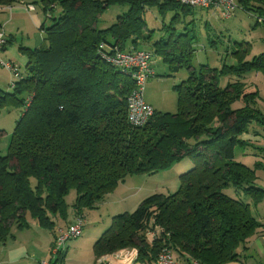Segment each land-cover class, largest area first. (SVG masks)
<instances>
[{"label": "trees", "instance_id": "trees-1", "mask_svg": "<svg viewBox=\"0 0 264 264\" xmlns=\"http://www.w3.org/2000/svg\"><path fill=\"white\" fill-rule=\"evenodd\" d=\"M238 1L264 14V1L250 8L249 0ZM17 2L0 0V6ZM41 4L43 41L35 48L20 47L28 59L25 70L8 89L0 87V110H22L9 151L0 156V246L13 230L28 229L34 221L53 233L54 247L56 221H69L71 190V209L80 216L97 209L127 176L153 175L189 158L192 167L179 175L175 192L152 194L133 212L112 217L93 243L95 264L122 249H136L135 263L155 264L164 247L190 264L237 261L246 240L263 226L251 210L264 200L256 176L262 164H244L235 149L243 159L254 154L250 148H261L242 136L253 123L264 126L256 106L259 92L249 91L244 81L255 72L264 75V52L247 59L249 43L231 42L219 65L196 67L197 35L189 28L193 21L184 20L193 9L175 1ZM113 6L128 9L100 29L99 18ZM153 6L162 15L160 29H149L145 20ZM143 43L150 45L155 64L160 59L167 66L168 77L183 69L188 76L173 86L175 113L154 111L146 124L133 127L127 100L134 81L110 59L115 48L139 50ZM230 187L233 196L225 193ZM154 226L160 235L149 241L146 233ZM65 257L60 251L47 264H64Z\"/></svg>", "mask_w": 264, "mask_h": 264}, {"label": "rangeland", "instance_id": "rangeland-1", "mask_svg": "<svg viewBox=\"0 0 264 264\" xmlns=\"http://www.w3.org/2000/svg\"><path fill=\"white\" fill-rule=\"evenodd\" d=\"M233 1L236 3L235 0ZM236 5L237 9L235 10L233 16L229 19L221 18L216 11L212 12L214 14L216 13L215 15L220 17L217 18V20L219 21L218 24L214 26H222L223 32L221 34L218 32L217 35H215L216 33L211 32L210 39H216L217 43L219 44L218 52L220 53H222L231 42H244L246 44L248 41H250L253 45V55L263 52L264 39H261V36L264 38V24H256L255 15L244 12L243 8L241 9L237 3ZM28 6H32L34 9L29 8ZM22 8L25 11L24 13L26 15L25 18L24 15L23 17L19 16V18H24L22 21H12L8 25H6L5 20L9 19V16L14 14L13 12H11L7 13L6 15L0 14V22L2 23V28H5V30L3 29L5 34L8 37L10 36L11 43H13L15 46L19 45L20 47H25L24 45L26 44L32 45L31 42L35 41L37 33L39 35V30L33 19L35 16H38L39 18L42 17V12L40 13L38 11L37 4H22ZM127 9V6H113L108 8L99 18L98 27L100 29H105L111 26L115 22L116 17L123 12H126ZM199 12L200 11H198L197 13ZM169 15L170 14H168L167 16ZM202 15H204L203 12ZM161 16L162 15L158 13L155 6L147 8L145 12V20L148 28L160 29L162 27ZM182 18L183 17H181V19ZM186 21H189L187 17ZM195 21L196 23H200L198 19H196ZM46 23L48 24V21ZM157 33L155 34L156 37L158 36ZM198 36L200 37L199 32ZM206 39L207 38H205V40L203 41V39L201 38V40H198L195 45L196 53L198 54V56H196L195 63L193 62V64L196 67L198 65V62L199 64H208L211 67L216 66L213 59L210 58L212 56L211 54H215L216 51L210 52V50L206 47ZM203 46H205L207 50L206 53L202 50ZM141 47L146 50H151L150 45L147 43H143ZM1 58L3 59L2 55ZM208 58L210 59V61H208ZM230 59L228 61H230ZM155 70L156 75L148 78L144 85V100L148 101L149 103H154L153 108L156 112L175 113L177 111L178 95L173 86L179 84L182 80L187 78V71L183 69L173 77H168L167 66L160 59L155 64ZM8 73V70L0 65L1 84H4L5 80L9 77ZM263 76L264 75L262 73L257 72L252 80L256 84L259 94L261 95L262 100L260 102V106L261 110L264 112ZM1 88L8 89L9 87L6 84L1 85ZM21 114V107H5L4 109L0 110V156H5L8 153L13 130L16 126L17 121L20 119ZM250 150L251 148L249 149V153L254 154L250 155L244 160L240 159L239 157L242 151H240L239 148H236L235 153L237 154V160H242L244 164L250 167H253L256 161L261 162L262 168L256 170L257 186L264 189V150L260 151L259 148H256L257 153L255 152V150L251 152ZM252 156L254 158H251ZM191 167V159L185 158L181 163L174 165L170 169L160 171L153 175L144 174L127 176L124 183L119 184L112 193L103 198L97 209L91 211L85 210L83 212V215L80 216H75L71 207H69V209H71V214L69 213V221L66 223L58 221L56 223L57 226L65 228L66 226L73 223L76 218L81 217L84 220V227L82 235L80 237L72 238L66 241L63 249L64 252L66 251L64 264H93L94 258L92 245L94 241L101 236L104 230H106L110 226L113 216L125 212H133L146 197L152 194H170L175 192L179 187V175L186 172ZM234 192L235 191L233 187L225 190V193L228 196L235 195ZM74 199L75 191L71 190L69 195L66 197L68 205L71 204ZM259 212L264 213V204L260 206ZM70 219H72V221H70ZM35 226L38 227L37 224H35ZM44 233L45 234L42 233L43 238L40 239L41 242H38L37 238L35 239V242H32V240L36 236L35 230L32 232L25 229L23 230V233L20 232V235H22V237L33 236V239L30 238L27 244L30 253L35 256L36 260L49 258L48 256L50 253L48 249L51 234L46 233V230L44 231ZM45 241H47L46 244ZM127 255L128 254L123 249L118 251L117 253V257H120L124 260ZM106 259L107 258H104V260ZM28 262H30V260H28ZM32 262L34 263L33 260Z\"/></svg>", "mask_w": 264, "mask_h": 264}, {"label": "crops", "instance_id": "crops-1", "mask_svg": "<svg viewBox=\"0 0 264 264\" xmlns=\"http://www.w3.org/2000/svg\"><path fill=\"white\" fill-rule=\"evenodd\" d=\"M235 1L241 9L243 8L244 12H247V13H250V14H253L256 16V24H264V14L263 13L261 14L257 11H254L253 8L247 10V8L245 6H243L238 0H235ZM260 1H264V0H249L248 8L252 7V5L260 4L261 3ZM26 3L37 4L38 5V11L40 13L42 12L41 0H19V2L15 3L12 6H4V7L0 6V14L1 15H6L7 13H11V12L14 13L13 15L9 16V19L5 20L6 25H8L12 21H15V22L16 21H22L26 17V15L24 13L25 11L22 8V4H26ZM260 5H262V4H260ZM198 11H200V12L197 13ZM213 11H216V10H214L212 8H210V9H198L197 8V9H193V13L191 15L186 16V17L189 19V21H193L191 23V25L189 26V28H191V27L195 28V33L197 35V42H198V40H201V38L203 39V41L205 40V38H207L205 41L206 47L210 50V52L216 51L215 54H211L212 56L210 58L213 59L215 65H219L222 62L221 57H223L226 54V52H224L225 50L222 53L218 52L219 44L218 43H215V44L210 43L211 40L212 41L216 40L215 38L210 39L211 32L216 33L215 35H217L218 32L220 34L223 32L222 26H219V27L214 26V25L218 24L219 21L217 20V18H220L221 16L219 15L218 11H216V12L218 13V15L220 17L215 15L216 13L215 14L212 13ZM202 12L204 13V15H202ZM23 15H24V18H19V16L23 17ZM186 17L184 20H186ZM179 18H181V17H179ZM196 19H198L200 21V23H196V21H195ZM223 19H225V18H223ZM33 20L37 25V28L39 30V35L37 33L35 41L31 42L32 45L31 44L24 45L26 48L27 47L28 48L38 47L43 41V33L41 32V25L44 23L43 12H42V17L39 18L38 16H35ZM0 24L2 25L1 22H0ZM3 29L5 30V28H3ZM198 32L200 34V37L198 36ZM6 37H7V44L2 51L3 59H5L6 61L8 60V61L14 62L19 67V72L23 73L25 70V67L28 63V59H27L26 55H24L20 51V46L19 45L15 46L13 43H11L10 36L8 37L6 35ZM213 37H215V36H213ZM261 39H264V38L261 36ZM249 40H250V36H249ZM196 43L193 45V48L195 50V56H198V54L196 53V49H195ZM247 43H249V45H250L249 46V54L247 56V59H251L252 56H254L252 54L253 45L250 41H248ZM21 46H23V45H21ZM227 48H228L227 50H229V48H231V44H229ZM202 50L205 53L207 51L205 46L202 47ZM200 54H202V53H200ZM255 55H257V54H255ZM196 61H197V59H196ZM208 61H210L209 58H208ZM230 61H232V58L230 59ZM198 64H199V62H198ZM256 73L257 72L252 73V75L249 78L244 79V81L246 83V87L249 91H254L257 89L256 84L252 80L255 77ZM8 74H9V77L5 80V83L1 84V82H0V87H1V85H6V84L8 86L10 81L13 80L11 73L9 72ZM261 100H262V98H261V95L259 94V97L256 100L257 101L256 106L260 110H261V106H260ZM145 102L153 108L154 103H149L148 101H145ZM154 111H155V109H154ZM261 112L264 114V112L262 110H261ZM242 138L250 140V142H253L254 144L260 146L261 147V148H259L260 151L264 150L263 149L264 148V126H259L255 123L251 124V126L249 128V133L243 135ZM255 152H257V151L255 150ZM249 156L250 155L244 156L243 159L245 160ZM255 156H256V154H255ZM251 158H254V157L252 156ZM120 184H122V183H120ZM72 203L69 204V207H71ZM262 204H264V200L261 201L256 207H251V210H252V214L255 216V218L258 221H260L263 224V226L260 227L251 237H249L246 240L245 249H243V251H241L239 259L237 261L228 262L225 264H264V213L259 212V208ZM98 207H99V205H98ZM69 213L71 214V209H69ZM70 221H72V219H70ZM33 222L32 221L30 222L31 225L27 229V231L33 232L35 230V235H36L35 238L33 239V236L22 237V235H20V232L23 233V231L13 230L12 239L9 238L2 246H0V264H40L41 262H48V260L52 257L53 233L48 231V230H46V233L51 234V237H50L51 239L49 241V249H48L49 253H50L48 256L49 258L48 259L43 258L41 260H36L35 256L32 253H30V251L28 249V244H27L28 240H30V238H31V239H33L32 242H35V239L37 238L38 242H41L40 239L43 238L42 233L45 234L44 233L45 229H42L39 226L36 227L35 226L36 223H33ZM57 222L58 221H56V223ZM36 228H39V229H36ZM59 228H61V226H57V224H56L55 229L58 230ZM46 243H47V241H45V244ZM117 253L103 256L101 259H99L96 262V264L99 263V261H103L104 258H107L106 260L103 261L104 263L123 264L125 260L121 259L120 257H117ZM93 258H94L93 264H95L94 254H93ZM28 260H30V262H28ZM32 260L34 261V263L32 262ZM177 261H178V264H190L189 262H187L183 258L180 260H177ZM136 264H140V263H136Z\"/></svg>", "mask_w": 264, "mask_h": 264}, {"label": "built area", "instance_id": "built-area-1", "mask_svg": "<svg viewBox=\"0 0 264 264\" xmlns=\"http://www.w3.org/2000/svg\"><path fill=\"white\" fill-rule=\"evenodd\" d=\"M167 1V0H158ZM179 4L188 6L192 9H214L218 11L222 18H230L233 16L237 5L233 0H170ZM33 8L32 6H28ZM34 9V8H33ZM7 44V37L3 30L0 28V65L8 70L13 78L20 76L19 67L12 61H6L1 58L2 51ZM155 56L149 50H121L114 49L113 56L110 59L115 66L122 68L131 75L134 81V88L127 100V118L128 122L133 127H141L146 124L154 114V109L144 101V85L148 78L154 75ZM152 225V224H151ZM84 227V220L79 217L73 223L65 228L57 230V236L52 248V257L63 251L66 241L72 238H77L82 235ZM160 235V228L154 226L147 233L146 237L149 241ZM128 254L125 257L123 264H136L137 257L136 249H125ZM40 264H47L41 262ZM109 264V263H105ZM155 264H178L171 249L164 247L158 253Z\"/></svg>", "mask_w": 264, "mask_h": 264}, {"label": "water", "instance_id": "water-1", "mask_svg": "<svg viewBox=\"0 0 264 264\" xmlns=\"http://www.w3.org/2000/svg\"><path fill=\"white\" fill-rule=\"evenodd\" d=\"M100 264H104V262L103 261H100Z\"/></svg>", "mask_w": 264, "mask_h": 264}]
</instances>
